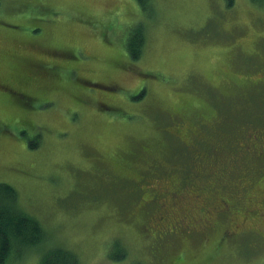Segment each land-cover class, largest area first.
<instances>
[{"label":"rangeland","instance_id":"rangeland-1","mask_svg":"<svg viewBox=\"0 0 264 264\" xmlns=\"http://www.w3.org/2000/svg\"><path fill=\"white\" fill-rule=\"evenodd\" d=\"M137 24L144 43L135 60L127 40ZM248 56L259 59L240 68ZM228 75L243 87L230 91ZM255 78L264 79V0H147L145 9L137 0H0V81L6 86H0V182L16 189V204L44 230L37 244L12 248L5 264H39L50 247L69 250L77 264H264L262 196L242 200L245 217L235 213L246 241L220 234L224 219L218 230L205 227L197 201L189 199L192 223L185 231L173 226L179 235L155 232L150 244L152 233L143 228L151 218L139 197L125 194L132 185L123 181L138 180L157 197L174 190L165 173L159 175L165 162L183 184L192 173L208 172L210 165L200 168L192 158L200 140L173 134L181 141L174 140L167 113L182 109L187 130L198 116L209 119L217 99L211 89L239 91L242 102V81ZM255 116L263 131L253 152L261 153L248 155L247 166L243 153L237 156L228 170L234 183L249 172L256 185L264 184V108ZM210 121L200 130L194 126L214 133ZM144 172L158 175L145 178ZM220 198L214 207L232 210Z\"/></svg>","mask_w":264,"mask_h":264},{"label":"trees","instance_id":"trees-1","mask_svg":"<svg viewBox=\"0 0 264 264\" xmlns=\"http://www.w3.org/2000/svg\"><path fill=\"white\" fill-rule=\"evenodd\" d=\"M137 1L144 9L146 8L147 0ZM227 2L228 4H231V0H227ZM135 26L137 27H132L129 31L127 50L129 51V56L132 59L138 60L142 56L144 32L142 34L140 31L142 30L140 28L141 24H137ZM43 52L46 53L47 51L44 50ZM37 53L42 54L39 50ZM33 57H35V55H33ZM256 59L259 58L252 56L244 57L239 63H237V65L241 68V64L246 62L250 63ZM34 61L40 60H36V58H34ZM28 64L30 66L28 65L27 68L30 70L33 69L34 64L29 61ZM232 68V70H234L233 66ZM233 75L235 74L233 73ZM228 76L229 79H226L225 81L226 84L227 81H231L229 84L230 91L238 87H243L241 85H237V81L231 75ZM27 80L28 77L26 78V81ZM242 80H247V78H242ZM242 84L245 85V90L247 89L242 102H240V95L237 93L239 91H234L229 94L219 91L218 93L214 88H210L214 92L213 96L217 97V99H215L216 105L210 114L215 124L214 133L202 131L200 134V132L197 131V128L200 130L202 125H206L211 122L210 116L208 120L205 119V117L198 116L196 120L192 121L193 125H190L187 130H183L181 126V118L184 117H181L180 114L182 109L178 110L180 111L179 114L177 110L169 113L166 111L168 109L163 111L164 113H167V119L173 125L171 136L174 140L180 142L181 140L176 136H183L187 134H192L193 136H196L197 140H200V152H195L192 158L194 161H196V163L200 164V168L203 166L205 167L207 164L210 165V170L208 172L201 173L200 176L192 173L190 179L188 180V184H183L177 178L173 177L176 175L175 172L171 173L168 171L166 166L167 163L165 162V170L162 169L159 175L161 173H165V179L173 186L174 190L170 187L169 193L165 191V194L157 195V197H154L155 194H158L156 191L151 190L152 188L146 187L145 185H141L138 180L137 182L132 183L129 179H123V181L130 183L133 188L132 190V188L128 186L124 189L126 191V193H124L127 196H130L129 198L139 197L141 202L139 207L141 210H143V213L149 214L151 218V222L143 228L144 232L150 231L152 233V241L150 244H152L154 239H156L155 232L159 234L158 231L162 229L165 230L166 232L162 233V238H164V234H166L165 236L170 234L179 235V233H174L175 230H173V226H178L181 224L182 229L185 231L183 223H192L193 216H191V212L189 213L186 210L187 204L185 205V200L187 201L189 199L197 201V204L194 203V206L199 209V216L204 217L203 220L205 221V227L208 226L212 230H218L217 222L219 219H224L225 225L223 227H219L220 234L222 232L229 234L234 233V237L239 235L237 238L246 241V239L241 238L240 235L247 231L241 230L243 228L241 226V221L235 220L234 216L237 212L240 213L238 217L243 218L246 216V208L241 211V209L244 208V203L242 204V200H244L246 203V201H249L250 198L254 199L256 195H260L264 198V184L256 185L257 182H253L254 179L252 175L249 174V172L240 173L239 177L236 178L238 181L234 183L233 180L229 179L232 176H230L228 170L234 171V168L237 166V161L235 159L237 158L239 160L237 156L241 153L244 155L246 166V157H251L248 155L254 154V156H257L261 153L260 150L254 153L253 149L256 151L257 148L260 147L259 144L257 145L258 135L261 131H263V129H258L259 127L262 128V125L261 123H258L257 116H255V111L264 108V79L255 78L254 82L252 81V84L248 83V81H242ZM253 84H256L254 90L257 88L260 90L254 91L253 88L250 89V86ZM0 86L6 88L4 82L1 81ZM7 87L12 93H16L15 89L9 86ZM14 87L17 88L18 86ZM143 89L145 88L143 87ZM222 97L231 98L224 100ZM183 113L187 115L186 109ZM194 124L197 128L194 126ZM256 139V143L253 144ZM207 140L210 141L208 152L203 151L205 150L203 149V147L206 145L205 142H208ZM194 142L197 144V141ZM31 143H33L30 144L31 147L34 145L36 147L35 142ZM163 154L165 155L164 150ZM143 174L145 175V178L158 175L147 174L146 172ZM232 179H235V176L232 177ZM190 180L193 182L191 185L189 184ZM176 185L181 188L183 186L184 188L178 192L175 188ZM246 187L249 188L247 194L244 196L243 194H238L239 191L242 189L244 190ZM141 189H143V191ZM251 189H255L254 194H250ZM222 196L230 201L233 206L232 210L226 209V211H221L218 207H214L215 204L213 205L212 201H214L216 198L215 203H219V200L221 199L220 197ZM234 196H236L238 199L232 200L230 198H233ZM246 196H249V198H244ZM17 197V191L12 185L0 182V264H5L6 258L8 257L12 248H16L17 246L21 247L37 244L43 240L44 237V230L42 229L39 222L35 218L23 212L16 204ZM158 197H165V201H155ZM203 201H208V205L206 207H202ZM130 204L133 203L130 202ZM146 211H149L150 213ZM133 214L135 217L138 216V212ZM149 226H151V228H149ZM233 226L238 227L237 230H235ZM187 233H189L188 230ZM164 241L165 240L162 241L163 244ZM123 255L124 254H122V256ZM39 264H77V259L76 256L70 253L67 249L62 247H50L42 254Z\"/></svg>","mask_w":264,"mask_h":264},{"label":"flooded vegetation","instance_id":"flooded-vegetation-1","mask_svg":"<svg viewBox=\"0 0 264 264\" xmlns=\"http://www.w3.org/2000/svg\"><path fill=\"white\" fill-rule=\"evenodd\" d=\"M183 224H184V226H183V227H185L187 223H186V224H185V223H183ZM180 225H181V224H180ZM164 229H165V228H164ZM184 229H185V228H184ZM162 230H163V229H162Z\"/></svg>","mask_w":264,"mask_h":264}]
</instances>
